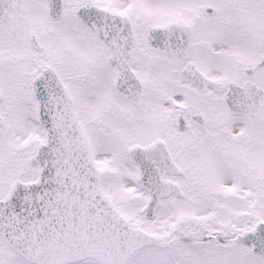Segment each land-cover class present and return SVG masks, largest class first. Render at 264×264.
Returning <instances> with one entry per match:
<instances>
[{
  "label": "snow or ice",
  "instance_id": "6c2138e0",
  "mask_svg": "<svg viewBox=\"0 0 264 264\" xmlns=\"http://www.w3.org/2000/svg\"><path fill=\"white\" fill-rule=\"evenodd\" d=\"M0 264H264V0H0Z\"/></svg>",
  "mask_w": 264,
  "mask_h": 264
}]
</instances>
